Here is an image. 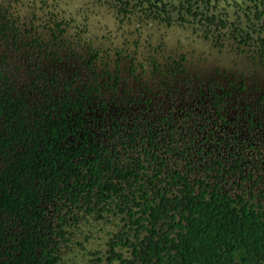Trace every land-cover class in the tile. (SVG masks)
I'll return each instance as SVG.
<instances>
[{
	"label": "flooded vegetation",
	"instance_id": "flooded-vegetation-1",
	"mask_svg": "<svg viewBox=\"0 0 264 264\" xmlns=\"http://www.w3.org/2000/svg\"><path fill=\"white\" fill-rule=\"evenodd\" d=\"M7 98L32 138L63 113L72 153L98 165L264 205V0H0ZM22 138L12 165L0 159V180L27 151ZM47 208L50 227L73 217L60 200ZM0 218L12 251L0 264H47L38 248L15 251L25 222Z\"/></svg>",
	"mask_w": 264,
	"mask_h": 264
},
{
	"label": "trees",
	"instance_id": "trees-1",
	"mask_svg": "<svg viewBox=\"0 0 264 264\" xmlns=\"http://www.w3.org/2000/svg\"><path fill=\"white\" fill-rule=\"evenodd\" d=\"M8 98L0 104L4 121L0 159L12 165L19 136L27 137L22 140L28 146L25 153L16 154L18 167L0 180V216L21 219L28 228L15 251L35 256L38 248L47 264H56L59 257L53 254L73 241V228L93 219L118 228L109 233L105 256L99 251L93 255L99 264L104 260L106 264H264V205L253 204L245 194L230 196L223 188L197 189L190 182L182 184V179L174 180L183 187L173 191L157 177L146 173L139 178L138 173L119 169L111 159L98 165L101 159L72 153L76 145L68 126L65 129L68 121L63 113L56 119L48 117L42 139L32 138L20 110L16 112ZM9 108L16 112L14 117ZM57 200L71 208L73 217L65 216L59 227H50L43 219ZM3 227L0 218V231ZM2 239L1 262L3 254L12 253ZM118 248L127 249L130 256L117 253Z\"/></svg>",
	"mask_w": 264,
	"mask_h": 264
},
{
	"label": "rangeland",
	"instance_id": "rangeland-1",
	"mask_svg": "<svg viewBox=\"0 0 264 264\" xmlns=\"http://www.w3.org/2000/svg\"><path fill=\"white\" fill-rule=\"evenodd\" d=\"M77 226L73 228V231L76 232L73 241L60 248L63 264H99L93 255L99 251L102 253L101 257L105 256L108 250L109 233L117 232L118 228H115L114 224L110 226L106 223L95 222L93 219L82 221ZM89 235L91 238L86 240ZM80 243L83 244V247L79 245ZM118 252L130 256L127 249L118 248ZM106 263L104 260V263L101 264ZM115 264H119V262L117 261Z\"/></svg>",
	"mask_w": 264,
	"mask_h": 264
}]
</instances>
